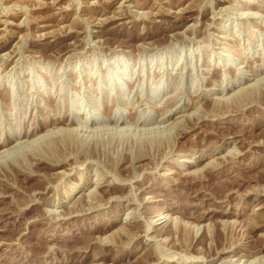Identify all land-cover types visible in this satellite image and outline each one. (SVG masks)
Instances as JSON below:
<instances>
[{"label":"rangeland","instance_id":"obj_1","mask_svg":"<svg viewBox=\"0 0 264 264\" xmlns=\"http://www.w3.org/2000/svg\"><path fill=\"white\" fill-rule=\"evenodd\" d=\"M154 249L264 264V0H0V264Z\"/></svg>","mask_w":264,"mask_h":264},{"label":"bare ground","instance_id":"obj_2","mask_svg":"<svg viewBox=\"0 0 264 264\" xmlns=\"http://www.w3.org/2000/svg\"><path fill=\"white\" fill-rule=\"evenodd\" d=\"M68 118V117H67ZM59 120V119H58ZM61 126V125H60ZM170 127V126H169ZM72 131V130H71ZM75 131V130H74ZM67 194H69V193H67ZM105 196V195H104ZM57 214V213H56ZM159 215V214H158ZM160 218V217H159ZM130 233V232H129ZM196 233V232H195ZM128 234V233H127ZM132 235V234H131ZM135 235V234H134ZM134 235H132L133 237H134ZM130 236V235H129ZM132 238V237H131ZM179 238V237H178ZM185 238V237H184ZM150 247V246H149ZM179 249V248H178ZM146 251H149V250H146ZM154 254H156V256H154L155 258H153L154 259V261H148L147 262V264H159V263H163V259H165L164 258V256L162 257V254H161V252H160V254H157L158 253V251L157 250H153L152 251ZM152 254V253H151ZM144 255H145V253H144ZM148 255V254H147ZM171 255V254H170ZM170 255H168V256H170ZM101 256V255H100ZM98 257V256H97ZM167 257V256H166ZM147 258V257H146ZM161 258H162V261H161ZM145 259V258H144ZM170 259V258H169ZM147 260V259H146ZM166 263V262H165ZM168 263V262H167ZM225 263V262H224ZM226 264V263H225ZM229 264H232V263H229Z\"/></svg>","mask_w":264,"mask_h":264}]
</instances>
